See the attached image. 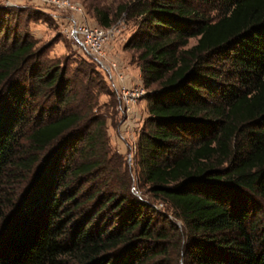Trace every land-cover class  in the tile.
Returning <instances> with one entry per match:
<instances>
[{
  "label": "trees",
  "instance_id": "1",
  "mask_svg": "<svg viewBox=\"0 0 264 264\" xmlns=\"http://www.w3.org/2000/svg\"><path fill=\"white\" fill-rule=\"evenodd\" d=\"M119 11L140 18L124 48L147 91L141 198L114 168L99 98L122 109L95 62L50 63L39 13L0 7V264H264V0Z\"/></svg>",
  "mask_w": 264,
  "mask_h": 264
},
{
  "label": "rangeland",
  "instance_id": "2",
  "mask_svg": "<svg viewBox=\"0 0 264 264\" xmlns=\"http://www.w3.org/2000/svg\"><path fill=\"white\" fill-rule=\"evenodd\" d=\"M64 2L56 3L54 0H0V7L33 9L39 13L35 21L29 23V35L37 41L38 49H45L44 56L52 64H59L62 68L75 69L84 61L95 62L96 71L104 77L109 87L119 96L116 87L118 82L113 80L112 75L107 74L104 69L96 63L93 57L88 55L82 47L80 40L74 36H68L64 33L65 25H69L70 20L78 23H86L102 27L97 18L98 12H105L112 21L111 27L103 29H112L115 31L114 38L109 42L106 54L108 61L117 67V72L125 77V81L130 86L142 85V76L139 69V52L131 49H125V45L137 31L140 18H134L129 12H120L119 8L123 6H132L138 0H62ZM198 38H191L187 48H191L197 43ZM156 86L149 90H155ZM111 98L103 95L99 98V106L102 107L101 114L106 116L107 139L111 148V153H116L120 158L119 163L114 166L128 172L132 180L133 193L141 198L143 190L140 188L142 182H139V168L136 161V147L138 131L140 124L147 116L146 102L140 100L132 106L126 114V109L120 104L122 115H117L116 110L111 108ZM120 103V101H119ZM104 105V106H103ZM129 123V124H128ZM116 162V161H115ZM122 171V172H123ZM119 178H122L121 176ZM166 211L162 204L159 210ZM171 214V211H168ZM176 226L180 222L171 216L170 218Z\"/></svg>",
  "mask_w": 264,
  "mask_h": 264
},
{
  "label": "built area",
  "instance_id": "3",
  "mask_svg": "<svg viewBox=\"0 0 264 264\" xmlns=\"http://www.w3.org/2000/svg\"><path fill=\"white\" fill-rule=\"evenodd\" d=\"M54 1L56 3L60 1L64 2V7L67 4L62 0ZM63 29V32L68 36L77 37L88 55L94 58L101 69H104L110 76L112 75L113 80L118 82V87L115 90H117L120 104L126 109V114L132 106L144 99L147 91L143 85L130 86L127 84L124 75L122 73L119 74L116 65H112L107 59L106 49L111 39L114 38V30L103 29L102 27L100 28L86 23H78L74 20H70L69 25H65Z\"/></svg>",
  "mask_w": 264,
  "mask_h": 264
}]
</instances>
